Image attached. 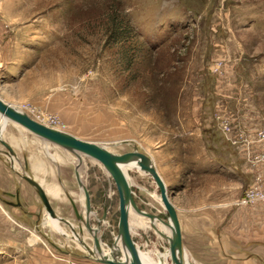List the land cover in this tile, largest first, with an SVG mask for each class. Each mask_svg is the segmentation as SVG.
Returning <instances> with one entry per match:
<instances>
[{
    "label": "rangeland",
    "instance_id": "rangeland-1",
    "mask_svg": "<svg viewBox=\"0 0 264 264\" xmlns=\"http://www.w3.org/2000/svg\"><path fill=\"white\" fill-rule=\"evenodd\" d=\"M0 26L22 60L18 72H1L0 99L112 154L147 156L180 215H207L187 263L260 264L232 217L252 182L246 148L264 150L254 140L264 132V0H0ZM5 125L0 136L14 169L44 187L55 213L66 214L72 201L86 216L78 172L90 196L89 225L108 251L119 238V198L102 165ZM127 172L136 207L166 221L151 176ZM69 215L83 229L73 243L45 221L31 241L45 245L50 262L73 256L77 264H102L88 253L95 248L84 219L73 208ZM129 223L144 259L168 252L158 234L167 227L135 212ZM10 256L0 252V264Z\"/></svg>",
    "mask_w": 264,
    "mask_h": 264
},
{
    "label": "crops",
    "instance_id": "crops-1",
    "mask_svg": "<svg viewBox=\"0 0 264 264\" xmlns=\"http://www.w3.org/2000/svg\"><path fill=\"white\" fill-rule=\"evenodd\" d=\"M7 40V34L0 26V75L4 70L12 73L18 72L22 63V60L15 56L16 53L12 54L14 45ZM0 137L2 140L3 133ZM13 160L15 162L16 158L13 157ZM251 170L252 180L256 174H259L264 180L263 166H257ZM70 204L71 209H74L72 201ZM174 206L177 209V205ZM41 207L42 203L35 189L14 169L8 154L0 149V252L11 254L8 264H77L73 256L70 257L72 258L70 260L50 262L45 245L39 244L36 240L31 241L32 230L37 232L34 230L37 224L42 227L43 221L45 224L50 221L47 218L44 220ZM62 209L66 214L56 213L57 216L67 220L73 229L60 222L56 225L58 229L56 232L64 238L66 244L73 243V239L76 240L73 230L75 232L79 230L76 228L79 222H74L70 217V207L65 206ZM236 211L237 213L232 217V223L236 227L239 224L244 225V227L236 228L238 237H245L246 247L252 255L251 258H257L260 264H264V202L248 207H236ZM178 218L184 248L192 252L190 239L192 236H196V231L201 233L203 226L206 225L207 215L197 209H188L184 211V215H180L178 212ZM68 237L71 239H67ZM184 255L188 259L187 255Z\"/></svg>",
    "mask_w": 264,
    "mask_h": 264
},
{
    "label": "water",
    "instance_id": "water-1",
    "mask_svg": "<svg viewBox=\"0 0 264 264\" xmlns=\"http://www.w3.org/2000/svg\"><path fill=\"white\" fill-rule=\"evenodd\" d=\"M0 116L6 118L8 123L20 126L24 130L30 132L32 135L38 137L43 141H46L48 143H51L55 146L64 149L75 151L78 154L84 155L99 162L113 180L119 198V221H118L119 237L121 238L124 249L129 254L130 260L129 262H122V261L119 262L114 260L98 258L96 259L97 262L102 264H149L141 259L138 251V247L134 243L131 236V227L129 223V212H128V208L131 207L136 214H138L141 217L149 219L152 225L153 222L157 220L160 224H162L163 226L167 227L170 230L169 236H166L164 233L161 232H158V234L169 242L168 259L171 260V264H190L184 260V254L186 250L183 244L181 225H180V220L178 218L177 209L169 200L166 186L164 182L161 180L157 171L154 169L152 161L147 156L140 154L136 151L122 155L112 154L109 151H107L105 148L101 147L100 145L78 139L62 131L45 126L31 119L28 115L18 111L17 109L12 107L11 104L5 102L2 99H0ZM0 144L7 150L8 155L13 153L11 147L6 142L0 140ZM131 159H138L137 162L138 170L142 173L151 176L156 186L158 187L161 204L167 214L166 221L157 218L153 214H148L144 211H141L136 207L132 198L130 185L128 184L126 177L124 176V174L122 173V171L118 166L119 164L128 162ZM22 178L35 189L44 207V210L48 214V216L51 219L58 218L59 222L72 228L71 224L67 220L60 218L56 215V213L54 212L53 208L50 205L46 192L44 191L42 186L34 178H31L26 174L23 175ZM77 182L80 188L82 189L84 195V210L86 216L85 217L80 216L75 208H74V213L78 220L81 221L84 219L85 228L88 232L91 233L94 248L96 252L99 253L101 252V245L99 239L95 236L98 230L90 227L88 220L89 218L88 215L91 213L90 196L85 186H82L81 183H79L78 178H77ZM97 227L99 228L100 226L98 225ZM82 230H83L82 227H79L78 233L73 230V235L79 238L80 234L83 232ZM81 244H83V241H81ZM88 253L90 256L93 255V252L91 250H88Z\"/></svg>",
    "mask_w": 264,
    "mask_h": 264
},
{
    "label": "bare ground",
    "instance_id": "bare-ground-1",
    "mask_svg": "<svg viewBox=\"0 0 264 264\" xmlns=\"http://www.w3.org/2000/svg\"><path fill=\"white\" fill-rule=\"evenodd\" d=\"M12 107H13V105H12ZM16 109V108H15ZM19 111V110H18ZM25 114V113H24ZM9 124L8 122H7V119L6 118H4L3 116H0V132L4 129V125L5 124ZM43 125H45V126H48L49 127V125H48V123L45 121V124H43ZM20 127V126H19ZM51 128V127H50ZM52 128L53 129H55L54 128V126H52ZM57 130V129H56ZM60 131V130H59ZM71 151V150H70ZM72 152H74V153H76L75 151H72ZM14 155V153H11V154H9V158H10V160H11V162L13 163V159H12V156ZM75 160H72L71 161V163L72 164H75ZM138 159H131V160H129L128 162H125V163H122V164H119L118 166H119V168H120V170L122 171V173L124 174V176L126 177V179H127V181H128V184L130 185V181H129V178H128V176H127V171L128 170H130V168H135L136 167V169H137V171H139L138 170ZM99 163V162H98ZM133 163H135L134 165H133ZM77 167V166H76ZM103 167V166H102ZM158 173V172H157ZM160 176V175H159ZM78 178V181H79V175H78V172H76V179ZM161 178V180L163 181V179H162V177H160ZM36 180V179H35ZM79 183H80V181H79ZM40 184V183H39ZM41 185V184H40ZM82 185V184H81ZM42 186V185H41ZM83 186V185H82ZM43 188V187H42ZM45 191V190H44ZM46 192V191H45ZM49 192H51L52 193V191H49ZM48 192V193H49ZM83 193V192H82ZM55 194V193H54ZM47 195V194H46ZM83 197H84V195H83ZM160 200V199H159ZM160 202H161V200H160ZM52 207V206H51ZM85 212V211H84ZM128 212H129V215H130V213H134V211L132 210V208L131 207H129L128 208ZM46 216H44V217H46L47 218V220H50V221H52V222H50V221H48V222H46V226L47 227H49V228H51L52 230H58L57 229V226L56 225H58V223H60L59 222V220H58V218H56V219H51L49 216H48V214L46 213L45 214ZM90 215V214H89ZM89 215H88V217H89ZM165 228V227H164ZM167 229V228H166ZM166 229H163V233H165L166 235H170V230H166ZM158 231V230H157ZM60 232V231H59ZM98 232V231H97ZM97 234V233H96ZM95 234V235H96ZM74 236V235H73ZM66 237V236H65ZM98 238V237H97ZM100 242V241H99ZM101 245V244H100ZM89 250H91L92 252H93V255H92V259L93 260H96V259H98V258H100V259H108V260H114V261H119V262H129V260H130V258H129V254L126 252V250L124 249V247H123V245H122V241H121V238L119 237V238H117V240H116V242H115V244L112 246V247H108V251H105L104 252V249L102 248V245H101V252H99V253H97L96 252V250H92V249H89ZM138 251H140L139 249H138ZM148 252V251H147ZM146 252V253H147ZM150 252V251H149ZM153 253V252H152ZM152 253L150 252V255H148V256H146L145 255V258L146 259H144L143 257H142V254L139 252V254H140V257H141V259L143 260V261H145V262H147V263H149V264H170L169 262H168V257H169V251L167 252L166 251V253H164V254H157V259H153V255H152ZM184 260L186 261V257H185V255H184ZM187 262V261H186Z\"/></svg>",
    "mask_w": 264,
    "mask_h": 264
},
{
    "label": "built area",
    "instance_id": "built-area-1",
    "mask_svg": "<svg viewBox=\"0 0 264 264\" xmlns=\"http://www.w3.org/2000/svg\"><path fill=\"white\" fill-rule=\"evenodd\" d=\"M49 126H55L57 121L55 119L46 120ZM255 142L264 146V132H257L255 135ZM253 142V143H255ZM252 143V144H253ZM246 158L253 167L264 166V150L260 152H253L249 147L246 148ZM262 178L256 174L250 184L244 189L242 195L233 203L235 207H248L257 203L264 202V187L262 185Z\"/></svg>",
    "mask_w": 264,
    "mask_h": 264
}]
</instances>
